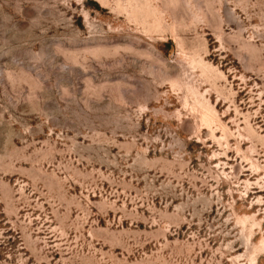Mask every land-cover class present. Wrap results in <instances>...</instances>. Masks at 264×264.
Segmentation results:
<instances>
[{
	"label": "rangeland",
	"instance_id": "obj_1",
	"mask_svg": "<svg viewBox=\"0 0 264 264\" xmlns=\"http://www.w3.org/2000/svg\"><path fill=\"white\" fill-rule=\"evenodd\" d=\"M0 264H264V0H0Z\"/></svg>",
	"mask_w": 264,
	"mask_h": 264
}]
</instances>
